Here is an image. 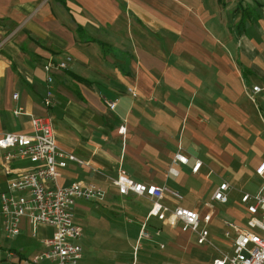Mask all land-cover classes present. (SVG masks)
<instances>
[{
    "label": "crops",
    "instance_id": "crops-1",
    "mask_svg": "<svg viewBox=\"0 0 264 264\" xmlns=\"http://www.w3.org/2000/svg\"><path fill=\"white\" fill-rule=\"evenodd\" d=\"M67 52L72 56L67 67L52 69L56 103L46 107L43 65ZM5 78L0 100L13 114L22 106L19 115L26 126L6 130L0 119V131L32 132L30 116L49 114L58 145L84 161L67 160L59 168L61 184L82 180L103 185L105 197L93 201L110 214L117 197L145 200L143 216L125 213L138 226L131 264L140 240L161 237L164 230L172 233L175 248L209 247L181 222L166 220L168 209L177 205L212 212L208 222L200 221L209 238V223L218 225L230 244L234 225L252 228L241 201L249 191L239 182L258 175L263 183L256 192L264 185V173L255 171L264 161V114L258 115L252 104L256 95L264 110V82L258 81L264 80V0H0L1 83ZM253 85L262 88L253 92ZM113 98L117 102L111 109L108 100ZM123 123L122 135L118 127ZM177 151L187 156L186 162H173ZM197 159L201 164L194 171ZM36 164L28 157L5 164L0 149V191L8 176ZM119 169L136 181L167 185L160 201L168 209L149 214L148 196L120 194L111 183ZM213 173L229 179L210 180ZM222 181L229 184L225 202L233 204L230 214L247 215L245 225L216 215L212 202L219 200L212 195ZM81 199L74 209H90ZM74 221L80 224L75 214ZM142 223L150 237L139 236ZM20 224L18 236L22 230L39 234L44 247L50 225L33 228L26 217ZM5 238L0 230L2 243Z\"/></svg>",
    "mask_w": 264,
    "mask_h": 264
},
{
    "label": "built area",
    "instance_id": "built-area-1",
    "mask_svg": "<svg viewBox=\"0 0 264 264\" xmlns=\"http://www.w3.org/2000/svg\"><path fill=\"white\" fill-rule=\"evenodd\" d=\"M70 60L71 56L65 55L61 60L49 59L44 63L46 90L43 104L46 107L55 102L52 69L66 68ZM128 88L134 95L136 94L133 87ZM261 88L259 85H253L252 91ZM17 96L18 92L15 91L13 97ZM116 102L117 98L110 99L108 106L113 109ZM23 110L19 105L13 109V112L19 115ZM30 122L32 132L0 131V149L5 164L22 157H28L37 163L7 177V187L0 191V230L6 237H15L20 232L22 217H26L33 228L38 224H48L52 227L51 234L43 239L44 247L34 253L31 260L35 263L43 259L49 264H82V245L77 241L82 234V227L74 221V204L80 198L101 200L105 197L106 190L103 185L93 181L76 180L66 185L61 184L58 181L59 168L65 166L67 160L84 161L75 153L58 145L53 131L52 117L49 114L31 115ZM118 131L122 135L125 134L126 125L120 124ZM187 159L185 154L177 151L173 162H186ZM200 164L201 160L197 159L192 170L196 171ZM169 170L176 172L172 166ZM255 171L263 175L264 161L259 163ZM111 183L116 186L120 194L132 192L148 196L152 200L149 214H159L161 209H168L160 201L169 189L165 184L136 181L123 169H119L117 175L111 178ZM228 188L227 181L220 182L213 192V198L221 202L227 201ZM173 192L180 196L178 191ZM241 201L250 212L247 223L252 228H239L232 224L235 235L230 244L231 249L217 248L219 253L213 256L211 264H264V185L256 193L244 192ZM168 210L166 220L170 224L181 222L183 229L197 233L199 242L214 245L208 236V229L200 226L201 220L205 222L210 220L211 211L200 214L196 208L181 205ZM254 228L260 232H255ZM139 236H151L144 223L141 225ZM2 247L3 243L0 239V248ZM8 249L7 256L12 253L11 248Z\"/></svg>",
    "mask_w": 264,
    "mask_h": 264
},
{
    "label": "rangeland",
    "instance_id": "rangeland-1",
    "mask_svg": "<svg viewBox=\"0 0 264 264\" xmlns=\"http://www.w3.org/2000/svg\"><path fill=\"white\" fill-rule=\"evenodd\" d=\"M46 1L50 0H43V3ZM66 54L70 55L68 52L65 53V55ZM5 80L6 78L1 83L2 80L0 79V91L2 95L3 91L5 92L6 90ZM258 81L261 84L264 82L261 78H258ZM245 100L247 101L249 99L246 97ZM252 104L255 106L258 115L261 116L264 114L263 107L256 95ZM0 119L4 121V129L6 130H18L21 129L23 125L26 126V122L22 115L16 116L12 113V111L5 110L2 100H0ZM221 178L229 179L227 175H223L222 173H213L209 177L210 180L214 179L215 181L220 180ZM262 183L263 179L258 175L246 181L239 182V184H243L244 189L251 193L256 192ZM80 201H84L86 204L90 205V209L87 211L84 210L83 212L79 208L73 209L76 219L84 227L82 235L77 239V241L82 245V263L131 264L134 259L133 250L135 248L134 244L136 242V230L138 226L136 220L128 221L125 213L133 216L132 218H139L140 216H143L145 210V200L135 195L117 197L114 200L115 213L111 214L106 211L107 209L104 208L105 206L96 204L93 200L81 199ZM179 202L185 204L184 200ZM232 205L233 204L230 200L225 203L215 200L212 202L213 209L217 216L232 217L242 223V225H245L247 217L246 211L239 207L240 214H245L246 216L243 218L234 217L229 211V208ZM208 228L210 230V237H217L210 238L217 247L209 245L206 249L194 248L193 251H186L184 246L175 248L172 244V233L170 234V231L164 230L161 237L157 236L150 240H140L135 263L210 264L212 257L219 253L217 248L230 250L231 247L229 245L230 243H227V241L224 242L227 239L223 238L221 228L218 227V225L209 223ZM253 230L255 232H260L256 228ZM26 234V231L22 230L21 235H17L12 238H5L3 240L4 245L0 248V264H49L47 260L43 259L38 263L31 260V255L34 254L36 250L43 248V244L40 241L41 236L39 234L34 237ZM184 234L191 235L189 232H184ZM161 243L165 246H161ZM9 245L12 247L10 249L12 253L7 256ZM193 255L196 258V261L194 260Z\"/></svg>",
    "mask_w": 264,
    "mask_h": 264
}]
</instances>
